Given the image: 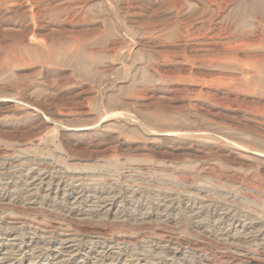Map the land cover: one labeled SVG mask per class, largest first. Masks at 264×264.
Returning a JSON list of instances; mask_svg holds the SVG:
<instances>
[{
    "label": "rangeland",
    "instance_id": "rangeland-1",
    "mask_svg": "<svg viewBox=\"0 0 264 264\" xmlns=\"http://www.w3.org/2000/svg\"><path fill=\"white\" fill-rule=\"evenodd\" d=\"M235 1H0V264H264V24Z\"/></svg>",
    "mask_w": 264,
    "mask_h": 264
},
{
    "label": "bare ground",
    "instance_id": "bare-ground-1",
    "mask_svg": "<svg viewBox=\"0 0 264 264\" xmlns=\"http://www.w3.org/2000/svg\"><path fill=\"white\" fill-rule=\"evenodd\" d=\"M0 1H4V0H0ZM5 1H8V0H5ZM11 1V0H10ZM14 1V0H13ZM173 1V0H172ZM205 2L202 4L203 5V9H202V11H206V9H208L209 8V6L211 7H213V9H211V17H214V16H216L219 12H221V11H223V8H224V6H223V3L226 1V0H204ZM230 1V0H229ZM247 2L245 3V4H241V2H243V1H241L240 2V0H236L235 1V5H234V7H233V9L235 10L234 12H236V16H235V18H231V19H233V22H234V26H235V28H240V27H243V26H245L246 25V21H245V18H246V16L248 15V14H250V12H254V13H256L255 14V16H258V19L260 20L259 22H262L263 24H264V0H246ZM24 2V1H23ZM26 2V1H25ZM201 2H203V0H201ZM244 2H245V0H244ZM199 4H201V3H199ZM225 5H226V3H224ZM233 4H234V2H233ZM190 5V4H189ZM232 5V4H231ZM230 6V5H229ZM228 6V7H229ZM233 6V5H232ZM202 7V6H201ZM44 8V7H43ZM45 9V8H44ZM190 9V8H189ZM226 9H227V7H226ZM232 9V10H233ZM40 10V9H39ZM232 10H230V11H232ZM46 11V10H45ZM196 11V10H195ZM195 11H194V13H195ZM224 11H226V10H224ZM36 12V11H35ZM35 12H33V13H35ZM42 12V11H41ZM43 12H44V10H43ZM197 12V11H196ZM208 12H209V10H208ZM32 13V14H33ZM198 13V12H197ZM202 14V13H201ZM208 14V13H207ZM197 15V14H196ZM205 15V14H204ZM221 15H222V13H221ZM230 15V14H229ZM228 15V16H229ZM253 15V14H252ZM194 16H195V14H194ZM198 16V15H197ZM223 16V15H222ZM31 17H32V15H31ZM35 17V16H34ZM193 17V16H192ZM200 17V16H199ZM207 17V16H206ZM205 16H204V18H206ZM209 17V16H208ZM219 17V16H218ZM226 17V16H225ZM254 17V16H253ZM33 19V18H32ZM217 19V18H216ZM224 19V18H223ZM226 19V18H225ZM230 19V18H229ZM247 19V18H246ZM251 19H252V17H251ZM255 19V18H254ZM253 19V20H254ZM258 19H255L256 20V22H257V20ZM190 20H191V18H190ZM198 20V19H197ZM200 20V19H199ZM214 20V19H213ZM193 21V20H192ZM206 21H207V18H206ZM229 21V20H228ZM228 21H225V22H227L228 23ZM190 22V21H189ZM205 22V21H204ZM219 22V21H218ZM215 23V22H214ZM221 23V22H220ZM224 23V22H223ZM227 23H225V24H227ZM231 23V22H230ZM206 24V23H205ZM209 24H210V22H209ZM208 24V25H209ZM219 24V23H218ZM258 24V23H257ZM231 25V24H230ZM229 25V26H230ZM252 25V24H251ZM206 26V25H205ZM211 26H212V24H211ZM215 26V25H214ZM225 26V25H224ZM223 25L221 26V28H223L224 27ZM228 26V25H227ZM262 26V25H261ZM201 27V26H200ZM220 27V26H219ZM232 27V26H231ZM230 27V28H231ZM253 27V26H252ZM260 27V26H259ZM188 28V27H187ZM207 28V27H206ZM220 28V29H221ZM228 28V27H227ZM229 28V29H230ZM232 28H234V27H232ZM248 28H250V27H248ZM255 28H256V26H255ZM202 29V28H201ZM200 29V30H201ZM211 29V28H210ZM209 29V30H210ZM224 29V28H223ZM228 29V30H229ZM246 29V28H245ZM254 29V28H253ZM183 30V29H182ZM204 30V29H203ZM187 31V30H186ZM205 31V30H204ZM211 31V30H210ZM212 31H214V30H212ZM211 31V32H212ZM220 31V30H219ZM218 31V32H219ZM224 31H226L225 29L222 31L223 33H224ZM229 31H231V29L229 30ZM228 31V32H229ZM236 31H238V30H236ZM235 31V32H236ZM209 32V31H208ZM217 32V31H216ZM227 32V33H228ZM232 32H234V31H232ZM232 32H229V33H231L232 34ZM191 33V32H190ZM213 33V32H212ZM226 33V32H225ZM237 33V32H236ZM241 33V32H240ZM239 33V34H240ZM243 33V32H242ZM241 33V34H242ZM248 33V32H247ZM187 34V33H186ZM189 34V33H188ZM192 34V33H191ZM201 34V33H200ZM203 34H204V32H203ZM217 34V33H216ZM219 34V33H218ZM222 34V33H221ZM244 34V33H243ZM263 34V33H262ZM190 35V34H189ZM223 35V34H222ZM227 35V34H226ZM235 35V34H234ZM187 36V35H186ZM205 36H207V34L205 35ZM224 36V35H223ZM237 36V35H236ZM236 36H235V38H236ZM240 36V35H239ZM203 37V36H202ZM230 37V36H229ZM232 37V36H231ZM245 37V36H244ZM247 37V36H246ZM255 37V36H254ZM256 37H257V35H256ZM263 37H264V34H263ZM184 38H186V37H184ZM184 38H183V40H184ZM204 38V37H203ZM202 38V39H203ZM206 38V37H205ZM253 38V37H252ZM261 38H262V36H261ZM228 38H226V40H227ZM232 39H234V38H232ZM239 39H240V37H239ZM213 40V39H212ZM236 40V39H235ZM244 40V39H243ZM40 41V40H39ZM34 42H36L35 41V39H34ZM217 42V41H216ZM229 42V41H228ZM232 42H234V40L232 41ZM249 42H251V41H249ZM39 43V42H38ZM247 43V42H246ZM249 44H252V43H249ZM254 44H256V43H254ZM244 46V45H243ZM249 46V45H248ZM28 47V46H27ZM221 47V46H220ZM251 47V46H250ZM255 47V46H254ZM254 47H252V49L254 48ZM261 47V46H260ZM23 48H24V46H23ZM44 48H46V47H44ZM238 48H239V46H238V43H234V44H232L231 43V41H230V43H227V45L225 46V49L223 50V51H225V52H223L224 54L223 55H225L226 54V56H230V58H232L233 60H235L234 59V57H236V56H233L234 55V52L236 51V50H238ZM244 48V47H243ZM26 49V48H25ZM27 49H29V48H27ZM249 49V48H248ZM23 50V49H22ZM30 50V49H29ZM46 50V49H45ZM243 51V50H242ZM245 51V50H244ZM246 51H247V49H246ZM240 52V51H239ZM259 52V51H258ZM237 53V52H236ZM249 53V52H248ZM245 55V54H244ZM263 55V54H262ZM238 56V55H237ZM246 56V55H245ZM220 57H221V55H220ZM224 57V56H223ZM222 57V58H223ZM249 57V56H248ZM256 57V56H255ZM260 58V61H261V57H259ZM254 59V58H253ZM231 60V59H230ZM250 60V59H249ZM256 60H258L257 58H256ZM262 60H264V59H262ZM232 61V60H231ZM236 61V60H235ZM252 63H253V61H252ZM252 63H250V64H252ZM258 63H259V61H258ZM264 64V63H263ZM262 64V65H263ZM235 65H237V64H235ZM246 65H248V64H246ZM234 66V65H233ZM238 66V65H237ZM244 67V66H243ZM247 67V66H246ZM245 67V68H246ZM244 68V69H245ZM250 68V67H249ZM255 68H257V67H255ZM254 68V69H255ZM248 69V68H247ZM259 69V68H258ZM261 69V68H260ZM250 70V69H249ZM252 70V69H251ZM263 70V69H262ZM244 71V70H243ZM256 71V70H255ZM264 71V70H263ZM253 72V71H252ZM247 73V72H246ZM254 73V72H253ZM252 73V74H253ZM264 73V72H263ZM256 74V73H255ZM260 74H262V73H260ZM251 77V76H250ZM253 77V76H252ZM261 77V76H260ZM243 78V77H242ZM248 78V77H247ZM249 79V78H248ZM250 80V79H249ZM255 79L253 78V80H251V81H254ZM259 83V82H258ZM264 85V84H263ZM33 183V182H32ZM31 186V185H30ZM100 205V204H99ZM98 240V239H97ZM71 241V240H70ZM19 242V241H18ZM26 242V241H25ZM58 243V242H57ZM88 246V245H87ZM57 250V249H56ZM69 251V250H68ZM74 251V250H73ZM41 254V253H40ZM83 254V253H82ZM101 254V253H100ZM100 257V256H99ZM73 261V260H72ZM100 261V260H99ZM9 262V261H8ZM57 262V261H56Z\"/></svg>",
    "mask_w": 264,
    "mask_h": 264
}]
</instances>
